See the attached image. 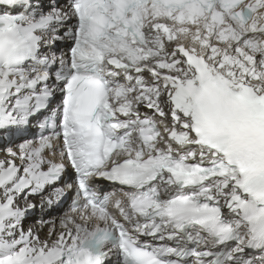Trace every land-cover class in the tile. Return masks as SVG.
I'll list each match as a JSON object with an SVG mask.
<instances>
[{"label":"snow or ice","instance_id":"obj_1","mask_svg":"<svg viewBox=\"0 0 264 264\" xmlns=\"http://www.w3.org/2000/svg\"><path fill=\"white\" fill-rule=\"evenodd\" d=\"M38 113L0 161V264H264V0H0V137ZM69 170L42 241L28 197Z\"/></svg>","mask_w":264,"mask_h":264},{"label":"bare ground","instance_id":"obj_2","mask_svg":"<svg viewBox=\"0 0 264 264\" xmlns=\"http://www.w3.org/2000/svg\"><path fill=\"white\" fill-rule=\"evenodd\" d=\"M39 235H41V234H39Z\"/></svg>","mask_w":264,"mask_h":264}]
</instances>
